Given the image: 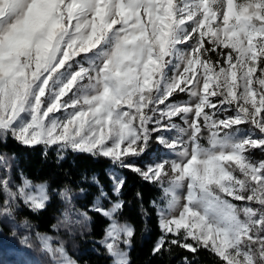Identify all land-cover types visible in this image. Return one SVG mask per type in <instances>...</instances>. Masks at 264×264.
<instances>
[{
	"label": "snow or ice",
	"instance_id": "6c2138e0",
	"mask_svg": "<svg viewBox=\"0 0 264 264\" xmlns=\"http://www.w3.org/2000/svg\"><path fill=\"white\" fill-rule=\"evenodd\" d=\"M9 135L106 159L157 187L153 254L177 246L217 264H264V158H252L264 155V0H0V139ZM153 141L161 152L137 166ZM0 169V220L46 209L47 181L21 173L16 183L2 156ZM111 182L116 199L98 185L78 215L104 217L100 243L112 264H130L126 178ZM59 196L71 202L67 187ZM63 217L53 231L74 223ZM20 227L17 264H32L23 250L33 241L49 264H76L54 236Z\"/></svg>",
	"mask_w": 264,
	"mask_h": 264
},
{
	"label": "trees",
	"instance_id": "16d2710c",
	"mask_svg": "<svg viewBox=\"0 0 264 264\" xmlns=\"http://www.w3.org/2000/svg\"><path fill=\"white\" fill-rule=\"evenodd\" d=\"M0 153L15 158L17 173H22L34 183L47 181L50 185L51 201L45 210L34 214L22 206L14 213L17 221H27L36 227V231L53 233L51 225L55 224L56 217L63 208L58 194L65 187L69 192L81 193V197L75 200V206L84 211L91 208L98 194V185L103 187L109 197L116 199L111 192L112 182L108 173V169L114 168L126 178L119 196L124 201L119 220L130 223L134 228V236L128 248L130 264H184V257H188L190 264H217V258L203 249L193 254L171 246L170 250L153 254V246L161 233L156 211L150 202L157 199L161 192L154 185L142 181L135 173L116 168L103 158L73 153L71 150L60 153L56 146L46 151L43 145L23 146L10 135L6 141L0 139ZM61 155L63 159L60 158ZM137 192L141 194L139 198L136 196ZM103 206L109 207V201L104 200ZM88 215L91 217L89 230L79 241L78 253L72 257L77 264H112V259L100 244L108 221L94 211H88Z\"/></svg>",
	"mask_w": 264,
	"mask_h": 264
},
{
	"label": "rangeland",
	"instance_id": "374dc122",
	"mask_svg": "<svg viewBox=\"0 0 264 264\" xmlns=\"http://www.w3.org/2000/svg\"><path fill=\"white\" fill-rule=\"evenodd\" d=\"M186 99V97L180 96L177 97V100ZM161 152V149L158 145L153 141V143L149 146V149L146 154L137 158L134 163L143 168L147 164L154 162L158 153ZM0 156L5 157L8 165H10L11 176L13 177L16 183H19L20 174L15 171V158L12 155L0 153ZM253 159L259 160L264 158V155L259 150H254ZM108 173L111 179L112 175H120L116 169L110 168L108 169ZM0 175H3V169H0ZM71 196V202L65 203L60 196L59 200L63 204V208L61 213L56 217V222L58 220H62L63 214L67 212L69 214L70 219L74 222L68 227L61 226L58 231H53L52 235L56 239L53 241L54 244L59 242H63L64 247L69 254V256L73 259V255H76L79 251V241L85 236L89 230V222L82 221V218L78 215V212L84 211L75 206V200L81 197L80 192H69ZM59 195V194H58ZM2 199V197H0ZM22 207V206H21ZM81 220V223H75V221ZM24 221H17L14 216L11 219L0 220V264H17L18 259L20 258L17 255H13V249L19 250L18 238H14L11 233L13 228L15 227L18 231V236H22L26 234V230L21 228ZM124 222V221H121ZM32 233L34 235L36 231V227L30 223ZM34 248L33 250H23L26 254V257L32 261V264H49V258L46 254H43L40 251L39 245L37 242L33 241ZM101 244V243H100ZM102 245V244H101ZM128 251V249H127ZM74 260V259H73ZM75 261V260H74ZM77 264V263H76Z\"/></svg>",
	"mask_w": 264,
	"mask_h": 264
}]
</instances>
